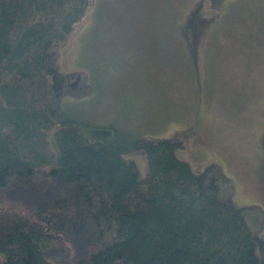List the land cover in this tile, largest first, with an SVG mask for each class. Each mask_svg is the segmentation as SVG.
I'll list each match as a JSON object with an SVG mask.
<instances>
[{"label":"trees","instance_id":"trees-1","mask_svg":"<svg viewBox=\"0 0 264 264\" xmlns=\"http://www.w3.org/2000/svg\"><path fill=\"white\" fill-rule=\"evenodd\" d=\"M90 3L0 0V264H264V209L235 205L219 165L195 171L180 138L123 143L63 108L92 88L58 65Z\"/></svg>","mask_w":264,"mask_h":264},{"label":"rangeland","instance_id":"rangeland-1","mask_svg":"<svg viewBox=\"0 0 264 264\" xmlns=\"http://www.w3.org/2000/svg\"><path fill=\"white\" fill-rule=\"evenodd\" d=\"M212 4L91 0L58 65L85 71L92 88L61 105L82 125L114 127L123 143L182 139L177 154L193 170L219 165L235 205L264 209V0ZM197 7L208 18L195 33ZM128 156L145 173L143 156Z\"/></svg>","mask_w":264,"mask_h":264}]
</instances>
